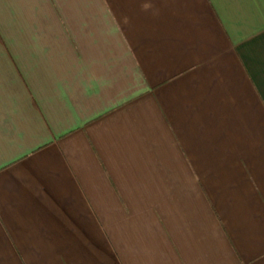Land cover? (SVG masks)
Returning a JSON list of instances; mask_svg holds the SVG:
<instances>
[{
    "label": "crops",
    "instance_id": "1",
    "mask_svg": "<svg viewBox=\"0 0 264 264\" xmlns=\"http://www.w3.org/2000/svg\"><path fill=\"white\" fill-rule=\"evenodd\" d=\"M0 264H264V0H0Z\"/></svg>",
    "mask_w": 264,
    "mask_h": 264
}]
</instances>
